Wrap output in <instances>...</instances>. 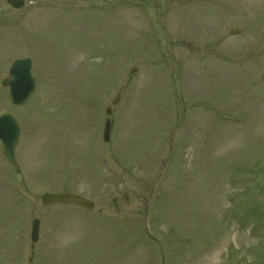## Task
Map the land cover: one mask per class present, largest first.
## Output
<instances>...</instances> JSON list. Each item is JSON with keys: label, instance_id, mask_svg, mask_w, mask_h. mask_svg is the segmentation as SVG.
<instances>
[{"label": "rangeland", "instance_id": "obj_1", "mask_svg": "<svg viewBox=\"0 0 264 264\" xmlns=\"http://www.w3.org/2000/svg\"><path fill=\"white\" fill-rule=\"evenodd\" d=\"M41 1L97 7L0 4V81L30 57L37 84L24 107L0 86L21 126L17 168L0 142V264H264V0ZM61 192L94 210L41 205Z\"/></svg>", "mask_w": 264, "mask_h": 264}, {"label": "water", "instance_id": "obj_2", "mask_svg": "<svg viewBox=\"0 0 264 264\" xmlns=\"http://www.w3.org/2000/svg\"><path fill=\"white\" fill-rule=\"evenodd\" d=\"M5 1L16 8H21L25 0H0ZM41 3V2H39ZM31 62L29 60H22L16 62L12 67L10 75L13 78L8 82L11 89V98L15 105L24 104L32 92L35 90V81L30 74ZM119 99V97H118ZM116 102H114V105ZM112 115V110L107 109V116ZM112 122L110 118L106 120L103 139L105 142H110L111 139ZM20 134V128L16 120L9 115L0 118V140L3 143V153L7 161L15 165V148ZM175 132L171 136V144L173 143ZM172 147V146H171ZM58 203H72L76 204L86 210H93L94 203L84 199L78 195L69 193L59 194H45L42 197L43 206H51ZM40 221L35 219L32 222V241L35 243L39 239Z\"/></svg>", "mask_w": 264, "mask_h": 264}, {"label": "flooded vegetation", "instance_id": "obj_3", "mask_svg": "<svg viewBox=\"0 0 264 264\" xmlns=\"http://www.w3.org/2000/svg\"><path fill=\"white\" fill-rule=\"evenodd\" d=\"M164 2V4H165V6L166 7H168V5L170 4V3H172L173 4V2L175 1V0H172V2H170L171 0H147V1H144V2H141V3H139V4H137V5H140L141 7H143V8H147L148 6H150V5H152V4H157V6H159L158 5V2ZM126 2H129V1H118L116 4H110V5H105V6H102V7H100L99 9L100 10H103V9H107V8H111V7H115V6H117V5H120V4H124V3H126ZM0 4H4V3H0ZM5 6H7L9 9H12V10H14L15 12H16V16H15V18H14V20L12 21V22H15V21H17L22 15H23V13L25 12H22V11H19V10H15V9H13V8H11L10 6H8V5H6V4H4ZM8 12H10V10H8L7 9V14H8ZM5 12H2V13H0V15H3ZM165 16V13L164 14H160L159 15V17H164ZM1 23H4V22H2V21H0V24ZM6 77V76H5Z\"/></svg>", "mask_w": 264, "mask_h": 264}, {"label": "bare ground", "instance_id": "obj_4", "mask_svg": "<svg viewBox=\"0 0 264 264\" xmlns=\"http://www.w3.org/2000/svg\"><path fill=\"white\" fill-rule=\"evenodd\" d=\"M229 147V150H232L231 148H230V146H228ZM232 151H234V150H232ZM229 152V151H228Z\"/></svg>", "mask_w": 264, "mask_h": 264}]
</instances>
